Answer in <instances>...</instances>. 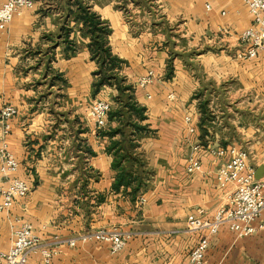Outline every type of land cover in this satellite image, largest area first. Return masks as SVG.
<instances>
[{"label":"crops","instance_id":"0c3cea01","mask_svg":"<svg viewBox=\"0 0 264 264\" xmlns=\"http://www.w3.org/2000/svg\"><path fill=\"white\" fill-rule=\"evenodd\" d=\"M33 1L0 24V102L18 109L5 141L19 162L15 176L29 186L0 212V249L10 246L12 227L21 221L30 222L47 247L57 237L118 225L134 234L116 253L106 242L77 241L61 245L49 263L33 253L25 264H183L204 232L186 230L188 215L200 208L203 217H212L231 188L219 186L216 176L229 155L216 157L210 148H245L254 175L259 170L264 178V52L238 56V36L252 23L246 5L79 0L110 28V50L123 60L118 73L134 85L133 96L145 109L141 123L151 129L138 135L147 173L145 187L132 196L131 186L113 189L117 169L107 146L119 135L100 133L88 111L97 97L112 104L117 90L93 87L97 63L89 35L74 18L75 0ZM66 27L75 43L71 50ZM148 69L159 78L141 88L137 77ZM2 127L0 122V132ZM191 154L201 166L189 172ZM205 264H264V214L251 235L237 237L226 226L210 234Z\"/></svg>","mask_w":264,"mask_h":264},{"label":"built area","instance_id":"2783aa9c","mask_svg":"<svg viewBox=\"0 0 264 264\" xmlns=\"http://www.w3.org/2000/svg\"><path fill=\"white\" fill-rule=\"evenodd\" d=\"M252 16V23L242 30L238 39L242 48L238 52L241 58H250L258 52H264V0H242ZM206 8L210 4L206 3ZM34 6L33 0H4L0 5V24H8L14 14L22 8ZM159 76L153 69H148L137 77L136 85L147 88ZM149 97L150 94L147 93ZM168 99H173L174 94L169 93ZM110 102L104 97L95 98L89 105L88 111L93 118L96 128L101 129L107 124ZM18 113L17 107L10 103L0 102V122L3 127L0 132V212L9 211L14 202L27 194L29 186L25 179L15 176L19 162L7 149L5 136L10 129V119ZM188 132L195 130L192 116H184ZM198 143L193 145L197 149ZM210 152L216 157L229 155L216 171L219 186L224 187L230 183L226 202L219 206L212 217H203V209H197L187 217V231H204L194 244L183 264H205L206 251L209 246V235L216 233L226 226L237 237L251 235L257 228V223L264 214V178H256L254 168L248 163V151L234 144L223 147H211ZM200 161L193 156H188L186 169L191 172L198 170ZM139 202H144L143 195L138 197ZM134 231L118 225L102 226L82 231L72 237H57L52 247H47L28 221H21L12 227V242L7 249H0V264H25L28 256L39 253L47 263L60 252L63 244L74 246L77 241L95 240L106 242L112 253L122 250Z\"/></svg>","mask_w":264,"mask_h":264},{"label":"trees","instance_id":"16d2710c","mask_svg":"<svg viewBox=\"0 0 264 264\" xmlns=\"http://www.w3.org/2000/svg\"><path fill=\"white\" fill-rule=\"evenodd\" d=\"M73 3L76 5L73 11L74 18L82 22L89 35L87 45L91 58L97 63V69L94 71V89L97 90L102 84H109L117 90L108 110L107 124L99 129L100 133L109 135L111 138L119 135V138L111 139L107 146V149L114 154L112 166L117 169L113 189L117 190L121 185L131 186L130 193L134 196L145 187L146 181L147 170L144 160L137 152L138 135L151 131L147 124L141 123L145 118V109L137 103L133 96L134 85L118 73L123 60L110 50L107 39L110 28L107 23L92 11L89 5L79 0ZM65 29V47L70 50L74 49V41L68 38L69 28ZM201 107L202 112H205L204 102ZM114 120L117 124L110 125Z\"/></svg>","mask_w":264,"mask_h":264},{"label":"water","instance_id":"95a60500","mask_svg":"<svg viewBox=\"0 0 264 264\" xmlns=\"http://www.w3.org/2000/svg\"><path fill=\"white\" fill-rule=\"evenodd\" d=\"M259 172H260L259 170L255 172V177H256V178L261 177V174H260Z\"/></svg>","mask_w":264,"mask_h":264}]
</instances>
